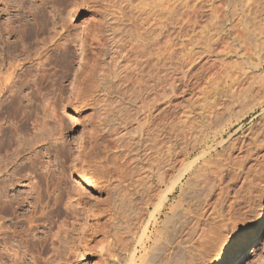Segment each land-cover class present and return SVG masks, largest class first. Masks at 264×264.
<instances>
[{
    "label": "rangeland",
    "instance_id": "obj_1",
    "mask_svg": "<svg viewBox=\"0 0 264 264\" xmlns=\"http://www.w3.org/2000/svg\"><path fill=\"white\" fill-rule=\"evenodd\" d=\"M27 1L0 2V29L13 18L34 23L30 8L41 1ZM175 1L170 14L171 1L160 0L158 19L153 0H63L54 4L60 11L49 3L42 16L49 19L47 30L34 27L35 38L20 42L34 69L22 75L31 83L20 76L13 88L0 84V168H8V176L0 173V196L7 199L0 202V264H102L101 253L114 254L108 245H125L121 228L139 231L161 199L167 208L160 221L177 204L202 226L196 236L190 225L173 248H189L190 264H214L254 224L264 205V0H249L241 14L239 0ZM107 14L129 31L117 39L126 52L159 21V36L148 33L142 43L158 55L160 82L149 81V67L106 89L88 79L86 46ZM63 34L70 52L54 49L65 43ZM5 68L0 82L10 73ZM14 92L24 97L12 103ZM24 140L32 148H24ZM196 159L197 166L207 160L213 173L203 172L211 185L194 208L187 202L192 188L186 187L184 200L179 196ZM176 178L181 182L172 191ZM160 227L151 228L152 239L139 244L137 257ZM238 264H264V234Z\"/></svg>",
    "mask_w": 264,
    "mask_h": 264
},
{
    "label": "bare ground",
    "instance_id": "obj_2",
    "mask_svg": "<svg viewBox=\"0 0 264 264\" xmlns=\"http://www.w3.org/2000/svg\"><path fill=\"white\" fill-rule=\"evenodd\" d=\"M5 1L7 2V4H9V2H8L9 0H0V2H4L5 6H6V2ZM17 1L19 2L20 5L22 4L23 6L28 2L27 0H17ZM40 1H41L40 6L38 5V7L36 8V7H34L35 6L34 5L33 6L34 9L30 8V12H32L31 10H33L32 13H34L33 14V19H32L34 21V23H32V25L30 24V22L27 23L28 21L25 22L22 19L13 18L14 20L13 19H9L8 20L10 22L7 25L8 27L5 28L6 30L5 29L4 30L0 29V42L2 44V46L0 45V79H1L2 73L4 72V71H1V70H3L2 67L5 68V66L7 65V67L5 69L7 71H10V73L7 75V77L3 81L0 82L2 87H6L8 85V88H13V86H15L14 84H16V81L17 80L21 81L22 77L25 78V80H22V81H27L28 80V82H30L32 80V79L30 81H29V79L26 80V77L22 76V75H25L24 73H27V74L31 73L33 71V69H34L33 68L34 65L27 66L28 63L32 62V57L29 54L28 50H26V49L22 50L23 52L19 51V47H21V49H23L22 45L20 46V42L23 41L24 37H26L28 39L29 38L33 39V37L35 38L36 35H34L33 37L31 35L33 33L32 28L34 29V27H39L40 29L42 28L43 31H45V29L47 30V28L49 27L50 23H49V21L47 22V20H49V19H47L46 21L43 19L45 16L42 18V16L45 15L44 7L47 4H49V3L51 4V6H55L54 4L58 5V3L61 0L60 1L59 0H49V1L48 0H40ZM62 1L59 4L63 5ZM169 1H171V3H168V2L166 3L167 5H169L168 6V8H169L168 11H170V14H173L175 9L177 8L176 1L175 0H169ZM239 2L241 4H243L242 8L239 10L240 14L246 12L245 8H246V10H248L251 7V5L249 4V0H239ZM153 3H154V6H155V9H156L154 16L156 17V19H158L159 16H160L159 9H161L160 8V0H153ZM0 4H2V3H0ZM16 4H17V2H16ZM17 6H18V4H17ZM64 6H66V5L64 4ZM25 8H26V6H25ZM53 8L54 9L56 8V10L59 9L58 6H55ZM61 8H62V6H61ZM257 9H258L257 12H259V8L258 7H257ZM58 11H60V10H58ZM58 11H56V13ZM7 12H9V11H7ZM28 12H29V10H28ZM161 12H162V9H161ZM111 17H110V15L107 14L106 15L107 19H104L103 21H100L98 23V25L96 26L93 34L91 35L90 44L86 46L91 51V55H92V60H91L92 62L90 63L89 71H88V75H87L88 79L90 78L91 80H93L95 78L97 80V82L103 88L106 89V87L108 88V84H109V86H111V84H113V83L115 85L126 84V82L128 81L129 75H132L134 77H137V76L140 77L146 71L145 69L149 67L153 71V76L149 79V81L151 83L160 82L161 76H160L159 73L161 71V68H160V62H159L158 55L157 54L155 55L152 49L149 50V48L146 47L147 45L142 43V41H145V39H144L145 36L149 35L148 33L151 34V37H153L155 35L159 36V33H160V29H158L159 21H157V20L155 21L154 26L151 28V30L148 33H144L141 36H140V34L137 35V36H136V33L133 34V37H135V36L136 37L134 38V40L131 41V44H132L131 49L126 52V50L122 47V43L119 42L117 39H120L118 34L126 35V34H129V31L127 29H124V28L122 29L121 24L119 22L117 24L114 23L115 17H113V18H111ZM32 20H31V22H32ZM36 29H38V28H36ZM36 29H35V31H36ZM3 31H5L6 34H8L7 36H10L11 38L14 37L15 40L11 41L12 39L11 40L10 39H6L4 37L5 34H4ZM38 31H39V29H38ZM118 31H119V33H118ZM145 31L147 32V30H145ZM39 32H36L35 34H39ZM66 36H68V35L63 34L62 37H61V38H63L65 40V43L62 42L63 44L62 43L61 44H55L54 49L55 50L58 49L56 51L60 52L61 49L68 51L67 48L69 47V45H67L66 42L68 43V41H70V40L65 39ZM23 44H24V42H23ZM25 44H26V41H25ZM63 50H61V52ZM66 51H64L65 54H66ZM134 51H136L137 55L134 58H132L129 54L131 52H134ZM68 52H70V51H68ZM65 54H63V55L65 56ZM21 56H23V58H21ZM140 56H142V58ZM6 58H9V60L7 59L9 62L6 60ZM38 63H39V66H44L45 65L44 61L43 62L41 61V63L40 62H38ZM105 65H107V66L105 67ZM7 71H5V73ZM105 71H107L109 73L110 77H111V75L115 76L117 78V81L108 80L107 77L103 74ZM4 75L5 74H3L2 76H4ZM20 76H22V77L20 78ZM28 76H27V78H30V76L29 77ZM34 76L35 75H33V78H34ZM16 78H17V80H15ZM10 79H13V80H11L12 82H10V84H9L8 82L10 81ZM35 80H37V79H35ZM138 83H140V81H138ZM13 94H16V95L10 96V99H12L11 100L12 103L14 102L13 100H17V102H18L19 98L22 99V97H20V95H22L23 93L22 94L19 93L20 94L19 95L18 93L14 92ZM17 94L19 96H17ZM260 99L258 100L259 102H260ZM256 101H257V99H256ZM15 103H16V101H15ZM255 104H258V103H255ZM126 119L127 118H125V117L121 118L122 121L118 125L121 126L122 124H124L126 122ZM24 123H25V121H24ZM0 126H2V125H0ZM4 128H5V126H4ZM0 131H1V128H0ZM18 132H20V131L18 130ZM2 133H1V135H2ZM116 134H121V132L116 133ZM10 136H11V134H10ZM31 139L29 141L32 142V143L36 140L35 138H34V141H32ZM2 140H1V142H3ZM119 140L120 139H118V141ZM14 141H15V139H14ZM29 141L27 142L28 143L27 145H25L26 140L22 141L23 143L25 142L24 144L22 142H20V143L25 145L24 148L26 146L29 147V148H32V144H29ZM39 141H41V139H38V141L36 140L35 142L36 143L37 142L40 143ZM8 143H9V141H8ZM21 144L17 143V145H20V146H21ZM34 145L36 146V144H34ZM42 147H44V146H42ZM19 148L21 149V147H18V149ZM22 148H23V146H22ZM22 150H24V149H22ZM18 151H16V153L14 155L17 154L19 156V154H22V152H23V151H21L19 153ZM5 156H7V155H5ZM10 156H12V155H10ZM18 156H16V157H18ZM34 161L36 162V160H34V158H33V162ZM39 161L40 160H38V162H36V163H40ZM31 162H32V160H31ZM207 162H208L207 160H204L202 165L197 166L196 165L197 159L195 161H193L192 165L188 167V169L191 170V173H189V174H191V178L181 188V194H180L179 197L182 198L183 200H184V198L186 196L185 193H184L186 187L187 188L188 187L192 188L190 194L187 195V198H188L187 202H189L191 204V206L194 207V208L198 207L200 205L201 201H204V199H203L204 198V193H205L204 189L205 188H210V185H211V181L209 182V180H208V174H203L204 171H206V173L210 172V170L208 169V166H207ZM9 163L11 164V161H9ZM8 166H9V164H8ZM0 167H1V165H0ZM3 167H6V166H3ZM3 167L0 168V173L1 174H2V172L4 173L8 169L7 167H6L7 169L6 168L3 169ZM212 173H213V171L211 170L209 176ZM5 174H6V176H8L7 175L8 173L5 172ZM11 174H14V173H11ZM3 176H4V174H3ZM200 177H203V179L206 180V181L203 180L204 186H202V179H200ZM3 178H5V177H3ZM179 179H181V178H179ZM179 179L176 178V179L173 180V185H172V187H170V189L172 191H175L177 189V185L181 182V181H179ZM2 180L4 181V179H2ZM2 195H4V194H1V196ZM1 196H0V202L4 201V200L1 199ZM4 198H5V196H4ZM179 202L180 201H178V203ZM4 203L7 204V199H6V202L5 201L3 202V204ZM3 204H0V206L3 205ZM9 205H8V207H9ZM2 207H1V209H2ZM9 208H11V206ZM166 208H167L166 201H164V199H161L157 203V205L155 206V209L148 215V218L146 219V221L144 220L141 223V228H140L139 231H136L137 228L136 227H132L131 225L130 226L128 225V226H125V227L121 228V232L122 231L127 232V235L122 238V239H124L125 245L119 246V244L116 245V242H115V245H116V246L114 245L115 248L113 247V244H111L113 249H111L110 248L111 246L108 245V247H106V248H107V250H109V253L108 252L107 253L110 254V253L113 252L114 254L113 255L111 254L112 259H107L105 257V254L101 253L99 255V259L102 262V264H190V262L192 260V257H191V253H190L189 248H184L181 251H177V253H174L173 248H174V245L179 242V239H181L187 233V229H188V227L190 225H191L190 226L191 229H193V231L196 232V236H199L200 229H201L202 226L197 223L195 218H190L189 217V214H188V212H190L189 210H188V212L185 209L176 210L177 209V204L173 205L172 207H170L168 209V211L165 213L164 219L162 221H160V216H161V214L163 213V211ZM261 208L262 209L260 211H258V213H257V216L255 218L254 224L249 228L247 233L242 235L237 241H235L233 244H231L225 250V252L220 257V259L215 261L214 264H238L241 261L242 257L244 256V254H245L246 250L248 249V247H250V245L253 242H255L261 235L264 234V205ZM12 210H14V209H12ZM160 224H161V227H160L161 230L157 231V236L154 234L156 237H155V239L151 240L152 244L149 247V249L145 250V252H144L145 254L144 255H142L140 257H137L138 256L139 244L142 243V241L144 239H152V235H151L152 233L150 231L151 228L155 227L157 225H160ZM0 229L2 230V228H0ZM22 230L24 231V228H22ZM23 233H25V232H23ZM0 234H1V232H0ZM21 234H22V232H21ZM44 241H42V242H44ZM107 244H110V243H108V241H107L106 245ZM23 254H25V253H23ZM16 255H18V254H16ZM20 255H19V257H20ZM19 257L16 256V259L19 258ZM23 258H24V255H23ZM14 259H15V257L12 259V261ZM16 259H15V261H16ZM19 259L21 260L22 258H19ZM21 261H24V260L22 259ZM21 261H20V263H17V264H21L22 263Z\"/></svg>",
    "mask_w": 264,
    "mask_h": 264
}]
</instances>
